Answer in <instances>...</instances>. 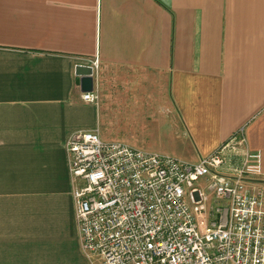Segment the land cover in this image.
<instances>
[{"label":"crops","instance_id":"0c3cea01","mask_svg":"<svg viewBox=\"0 0 264 264\" xmlns=\"http://www.w3.org/2000/svg\"><path fill=\"white\" fill-rule=\"evenodd\" d=\"M78 132L186 163L239 134L264 188V0H0V264H101L73 214Z\"/></svg>","mask_w":264,"mask_h":264},{"label":"built area","instance_id":"2783aa9c","mask_svg":"<svg viewBox=\"0 0 264 264\" xmlns=\"http://www.w3.org/2000/svg\"><path fill=\"white\" fill-rule=\"evenodd\" d=\"M241 143L235 134L186 163L73 134L64 151L83 254L101 264H264V188Z\"/></svg>","mask_w":264,"mask_h":264},{"label":"water","instance_id":"95a60500","mask_svg":"<svg viewBox=\"0 0 264 264\" xmlns=\"http://www.w3.org/2000/svg\"><path fill=\"white\" fill-rule=\"evenodd\" d=\"M74 75L82 92H90L91 89V69L87 66H75Z\"/></svg>","mask_w":264,"mask_h":264},{"label":"rangeland","instance_id":"374dc122","mask_svg":"<svg viewBox=\"0 0 264 264\" xmlns=\"http://www.w3.org/2000/svg\"><path fill=\"white\" fill-rule=\"evenodd\" d=\"M106 137H108V138L110 137V138L116 139L115 136H106ZM199 183H201V182H199Z\"/></svg>","mask_w":264,"mask_h":264}]
</instances>
